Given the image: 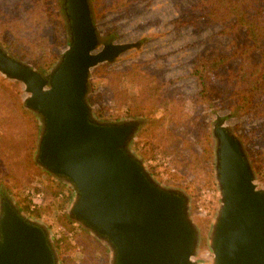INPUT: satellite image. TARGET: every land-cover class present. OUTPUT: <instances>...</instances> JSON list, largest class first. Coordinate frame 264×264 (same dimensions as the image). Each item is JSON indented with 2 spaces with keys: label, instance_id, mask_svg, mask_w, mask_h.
I'll list each match as a JSON object with an SVG mask.
<instances>
[{
  "label": "water",
  "instance_id": "1",
  "mask_svg": "<svg viewBox=\"0 0 264 264\" xmlns=\"http://www.w3.org/2000/svg\"><path fill=\"white\" fill-rule=\"evenodd\" d=\"M58 11L66 49L49 72L0 46V75L24 88L23 107L39 122L33 160L71 189L68 220L105 247L108 264H264V190L232 128L223 119L212 127L217 205L204 241L212 257L199 261L192 198L158 182L132 150L144 120H100L88 101L92 69L139 43L102 42L91 0H61ZM0 264H61L48 227L1 190Z\"/></svg>",
  "mask_w": 264,
  "mask_h": 264
},
{
  "label": "rangeland",
  "instance_id": "2",
  "mask_svg": "<svg viewBox=\"0 0 264 264\" xmlns=\"http://www.w3.org/2000/svg\"><path fill=\"white\" fill-rule=\"evenodd\" d=\"M56 2L57 12L59 13L61 0H56ZM91 5L93 20L102 42H112L113 44L138 42L139 47L126 51L113 63L102 64L92 69L88 92L89 104L95 116H101L100 120H130L132 118L126 117L128 108L119 106L113 91L106 86L107 75L136 69L154 78L155 82L153 84L159 87L160 90L159 97L157 100H151L146 108L140 110L143 113L141 116L133 118L142 119L144 123L132 143V150L146 162V165L149 161H152L151 165L148 164L147 167L158 182L181 189L192 198V218L203 239L197 259L199 261H209L212 254L204 241L217 205L213 140L211 136L216 119H223L224 124L232 128L242 142L241 137L250 133L247 137L250 140V145L243 143L250 161L249 151L259 150L264 153L263 136H257L254 140L252 138L253 135H257L256 130L264 124V118L248 117L241 113L233 114L236 104L223 98L212 99L210 102L196 105L193 102L199 86V81L193 75L195 63L200 58L209 59L224 54L230 55L228 47L231 48L233 38L227 36V34H221L220 31L223 29V25H211L204 21V12L199 0H139L129 5L128 9L117 12H105V1L95 2L91 0ZM62 23L63 31L58 34L62 44L55 46L53 51L55 60L46 69L47 73L66 49L67 38L63 18ZM0 46L11 56L44 74L42 70L34 65L31 58L20 57L7 49L2 43H0ZM232 64L235 66L237 62L233 61ZM0 79L15 84L14 89L18 91L23 107V100L26 98L23 86L17 82L7 80L1 75ZM149 80L152 82L151 79ZM133 93L134 98L131 101L142 106L141 89L138 93L135 91ZM137 95H139V99ZM163 100L173 102L171 105L173 122L164 123L163 127L158 129H149L154 120L164 117L165 108L160 106ZM258 101L264 102V97ZM131 106L133 111L134 105L131 104ZM33 117L36 119L38 126L34 144L24 131L21 133V121L17 114L8 116L9 120L3 121L0 119L3 156L7 158L13 170V177L5 180L0 190L6 192L18 207L19 203L27 207L28 213L24 212L26 215L46 225L54 244L56 241L70 242L72 248L68 254H65V257L77 261L81 257V247L75 241L76 233L66 227V222H70L67 214L69 204L72 201V191L61 181L42 171L34 163L33 157L39 133V122L34 115ZM187 117L188 119L199 118V121L196 120L195 122H200L201 126L204 127L209 136V141L203 137V134L197 128L191 126V122L187 120ZM198 137L202 138L203 144L197 141ZM143 145L146 147L143 153L149 152L153 145L159 147L163 153L157 154L155 157H145L137 150V148H142ZM205 147L211 151L210 154L204 153ZM202 174L208 182L194 196L189 189V184L197 178L202 179ZM255 177L257 187L264 190V169L261 175L257 176L255 174ZM51 181L62 186L55 196L49 194V189L54 188ZM9 185H15L11 192L7 188ZM32 191H40L44 198L41 207L34 211L29 209L32 201L30 195ZM202 195H206L210 199H216L214 205L208 208L207 216L200 215L196 209V202L201 200ZM35 213H38L39 217L33 216ZM70 224L87 234L76 224L72 222ZM97 244L99 243L97 242ZM103 248L105 249V247ZM59 258L62 264L60 254ZM108 262L107 253L104 263L108 264Z\"/></svg>",
  "mask_w": 264,
  "mask_h": 264
},
{
  "label": "trees",
  "instance_id": "3",
  "mask_svg": "<svg viewBox=\"0 0 264 264\" xmlns=\"http://www.w3.org/2000/svg\"><path fill=\"white\" fill-rule=\"evenodd\" d=\"M105 1V12H117L128 9L135 1L139 0H93ZM204 12V21L208 24L223 25L221 34L232 37L230 55L224 54L214 58H200L195 63L193 75L199 81L195 94L194 104L210 102L212 99H226L236 104L233 114L241 113L248 117L264 118V102L258 101L264 97V0H199ZM98 4V3H97ZM63 31L62 18L57 12L56 0H0V43L23 58H31L34 65L47 74L48 69L55 60L53 53L55 46L62 44L58 34ZM233 61L237 62L234 66ZM142 79V80H141ZM152 82H150V80ZM153 77L141 73L136 69L128 72L109 73L106 78L108 86L119 106H126V117L137 118L143 113L142 109L149 105L151 100L159 97V87ZM15 84L0 79V119L9 120L8 116L18 115L21 121V133H26L33 144L38 130L37 121L31 113L26 111L21 104ZM138 88V89H137ZM141 89V104H134V91ZM138 99H139V95ZM136 96V99H137ZM134 110L132 111V106ZM172 101L163 100L164 117L154 120L149 129L163 127L164 123H172ZM97 117V116H96ZM101 119V116L97 117ZM191 126L199 130L203 137L209 141V136L201 126L199 118L188 119ZM163 121V122H162ZM159 123V124H158ZM200 128V129H199ZM202 130V131H201ZM253 140L258 136L264 138V124L256 130ZM250 133L241 137L243 143L250 145L247 138ZM0 137V187L5 180L13 177V170L3 156ZM197 141L202 143V138ZM209 143V142H208ZM145 157H155L163 153L159 147L146 151V147L137 148ZM205 154L211 151L204 148ZM255 174L261 175L264 169V153L259 150L249 151ZM200 167V166H199ZM204 170V169H203ZM202 170V172H203ZM200 173V172H199ZM189 184L191 193L196 196L207 179L201 175ZM15 181V180H14ZM53 183L54 188L49 189V194L57 195L61 185ZM15 185L7 186L9 192ZM19 209L28 213V208L19 203ZM39 217L38 213L33 214ZM66 227L73 230L76 243L81 247V257L73 261L65 254L72 248L70 242H55V248L62 257V264H105L107 250L97 244L92 237L66 222Z\"/></svg>",
  "mask_w": 264,
  "mask_h": 264
},
{
  "label": "built area",
  "instance_id": "4",
  "mask_svg": "<svg viewBox=\"0 0 264 264\" xmlns=\"http://www.w3.org/2000/svg\"><path fill=\"white\" fill-rule=\"evenodd\" d=\"M152 161H149L147 163V165H151ZM148 165V166H149ZM213 194H215L214 192H212ZM31 197H32V201L29 205V209L30 211H34L37 210L41 207V205L44 202V198H43V194L40 191H32L30 193ZM215 198L217 199V193L215 194ZM215 198H207L206 195H202L201 196V200H199L198 202H196V209L198 211V213L202 216H207L208 215V208L212 207L214 205L215 202ZM61 232V231H59ZM67 236H71L70 234H66Z\"/></svg>",
  "mask_w": 264,
  "mask_h": 264
}]
</instances>
